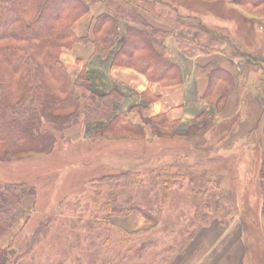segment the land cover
Instances as JSON below:
<instances>
[{
  "label": "rangeland",
  "instance_id": "rangeland-1",
  "mask_svg": "<svg viewBox=\"0 0 264 264\" xmlns=\"http://www.w3.org/2000/svg\"><path fill=\"white\" fill-rule=\"evenodd\" d=\"M161 1L167 5L158 4L160 7L170 5L183 15L193 12L207 15L203 19L209 28L227 31L234 40L237 39L235 31L236 35L243 33L227 16L214 12L212 6L198 5L192 0ZM231 8L228 5L227 14ZM237 9L247 18L261 19V23L252 19L258 27L254 31L264 33V6L253 9L237 6ZM215 15L222 22H216ZM143 23L146 24L144 20ZM187 23L189 27L180 31V35L189 34L192 41L203 48L209 47L214 38L228 42L217 34L203 37L196 20L188 19ZM171 38L175 40L172 35ZM247 40L250 44L255 41L252 36ZM256 49L255 52H260L262 46ZM79 121L86 124L82 118ZM261 125L264 127V121ZM137 129L134 134L116 130L98 135L108 139L104 143L71 144L63 132L64 138L58 140L48 155L0 160V185L21 183L34 190L32 210L17 214L16 219L19 217L21 221L6 235L10 240L0 249L21 255L20 264H221L226 256L232 264V256L228 255L230 241H234L236 248L242 244L238 233L234 232L246 182L255 174L258 186L262 185L260 176L264 168L259 166L257 157L264 149V132L254 131L238 138L230 148L217 149L216 144H201L196 140L199 137L194 134L198 131H193V127L186 130V139L182 135L185 130L166 135L153 129L151 134L160 138L153 145L143 140L144 129ZM169 166H183V170L189 167L187 174L192 183L179 182L170 191L158 222H147L140 216L143 221L140 230L120 227L122 219L136 213L126 215L123 205L126 201L147 210L161 204L159 181L151 186L148 174ZM125 172L141 175L138 186L127 183L96 187L101 177ZM201 186L208 192L214 187L215 197H196L195 189ZM261 189L264 190V185ZM105 203L117 212L101 213L99 208ZM200 203L209 206L206 212L211 219L205 224L193 218L194 207ZM191 232L194 235L189 240ZM235 258L239 260V256ZM237 260L235 264H240Z\"/></svg>",
  "mask_w": 264,
  "mask_h": 264
},
{
  "label": "trees",
  "instance_id": "trees-1",
  "mask_svg": "<svg viewBox=\"0 0 264 264\" xmlns=\"http://www.w3.org/2000/svg\"><path fill=\"white\" fill-rule=\"evenodd\" d=\"M192 1L198 5L214 7V12L227 16L232 20L234 27L243 33L236 35L235 31L237 39L234 40L227 31L225 33L217 28H209L203 19L208 17L207 15L195 12L183 15L170 5L168 7L173 11V15L168 17L157 11L158 4L167 5L161 0H0V160L50 154L58 140L64 138L63 132L75 119L82 118L85 123L105 121L106 126L98 131V135L116 130L134 134L138 130L129 123L125 113L116 114L114 101L119 98L115 92H95L84 72L75 81H71L60 61L62 49H70L77 42H88L87 38L77 39L72 32V26L97 2L105 5V11L96 18L92 30L94 54L106 58L119 40L120 23L124 21L131 24L136 29H126L127 38L116 53L112 65L134 69L145 75L150 82L163 85L179 83L181 71L168 60L166 51L154 50L151 40L157 32L143 23L141 12L168 25L170 32L165 37L174 36L178 50L188 59H193L199 54L213 53L224 44L214 38L209 47L203 48L195 44L189 34L181 36L180 31L189 27L187 20L192 19L198 21V30L203 37L210 34L223 36L224 40L243 55L245 75L249 71L260 70V65L251 61L249 56H253L255 60L260 56L264 48V33L257 34L258 31H254V28L258 29L257 23L243 16L237 6L259 8L264 6V0H233V4H228L227 0ZM228 5L233 8L227 14ZM218 19L220 18L216 16L215 21L222 22ZM248 36L255 40L253 44L247 42ZM259 46H262V50L255 52ZM215 71L211 67L195 70L196 76L204 75L210 79L204 100L213 102L214 98L220 95L216 105L221 107L231 87L226 81L224 82L229 84H226L225 88L219 83L217 85L215 80L223 79L221 76L219 78ZM80 90L83 93H80ZM133 110L138 109L131 111ZM202 117L207 118L205 115ZM202 121L203 118H199L195 123ZM237 121V116L232 118L225 130H232ZM196 130L194 126L193 131ZM257 162L264 168V149L258 155ZM182 167L169 166L161 172H150L148 176L151 186L159 181L161 204L153 210H147L129 200L123 203L126 215L136 212L147 222H158L162 208L169 200L170 191L177 187L179 182L192 183L187 174L189 167L184 170ZM254 175L246 182L247 188L242 193L238 217L235 219L237 223L235 222L234 234L238 233L241 238L244 264H264V190L261 189L264 185V173L260 176L261 187L258 186ZM140 177L137 172L106 175L96 182V187L125 186L127 183L130 186H138ZM213 188L208 192L201 186L195 189V196L215 197L216 190ZM28 196H34V190L25 184L0 185V237L14 226L17 209L22 199ZM207 210V204H197L193 210L194 220L203 224L209 222L211 217ZM99 211L117 212L107 203L100 206ZM230 223L233 224L232 221ZM189 235L190 240L194 233ZM227 240L229 242L230 239ZM21 259V255L17 256L12 250L0 249V264H20Z\"/></svg>",
  "mask_w": 264,
  "mask_h": 264
},
{
  "label": "crops",
  "instance_id": "crops-1",
  "mask_svg": "<svg viewBox=\"0 0 264 264\" xmlns=\"http://www.w3.org/2000/svg\"><path fill=\"white\" fill-rule=\"evenodd\" d=\"M227 2L233 4V0H227ZM104 11L105 5L97 2L72 26L74 36L77 39L87 38L88 42H77L70 49H63L60 54V61L71 81H75L84 72L91 89L95 92L100 94L115 92L119 98L118 101H114L116 114L125 113L132 126L144 129L146 135L143 140L148 145H153L160 140L151 134L153 129L166 135L172 134L176 130H179L180 133L185 130L182 135L186 139L188 138L186 136L188 129L195 126L198 132L194 134V137H199L195 139L201 144L203 142L216 144L217 149L230 148L243 135H249L259 130L263 131L261 122L264 121V48L256 60L252 58L253 56H249V59L260 65L261 68L260 70L249 71L247 75H245L242 64L243 56L229 42H225L213 53L199 54L193 59H188L178 50L173 38L165 37V35H169L170 27L164 22L155 21L149 15L141 12L140 15L145 23L157 32V35L151 40L154 50L157 52L162 49L166 51L168 59L173 60L181 71L179 83L169 85L153 83L148 81L145 75L134 69L112 65L116 53L127 38L126 29H136L131 24L124 21L120 23L119 40L106 58L94 54L92 30L96 18L102 15ZM158 12H162L168 17L173 15V11L167 6L160 7L158 5ZM249 17L259 23L262 22L261 19ZM208 67L216 70L217 76L219 78L221 76L223 79V81L215 80L217 85L219 83L221 87L225 88L226 84L230 83L231 91L221 107L216 105L220 95L214 98L213 102H208L203 98L210 79L204 75L196 76L195 70L196 68L204 70ZM130 109L138 110L131 111ZM140 109L142 110L140 111ZM202 115L207 116V118L202 117ZM236 116L238 117L236 126L229 132L224 130L229 127L227 124L230 120ZM199 118L201 120L203 118L204 121L196 124L195 120ZM209 122L210 124H208ZM105 126V121L84 124L76 119L64 131V137L71 144L80 141L104 143L108 139L98 136V131ZM33 199V196L25 197L16 215H19L20 211L32 210ZM20 221L18 217L14 227L0 237L1 248L6 247L10 240V237H6V235L15 229ZM119 226L128 231H137L143 226V221L139 214L133 213L122 219ZM230 242L232 243L228 251V255L231 254L232 256L230 263L233 261L232 264H235V260H237L235 255H237L239 256L237 262L244 264L243 245L241 244L240 250H237L238 247H233L234 241L231 240ZM228 259L229 256H226L220 263L229 264L230 259Z\"/></svg>",
  "mask_w": 264,
  "mask_h": 264
}]
</instances>
